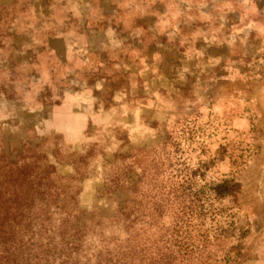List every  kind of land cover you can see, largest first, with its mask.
<instances>
[{"label":"rangeland","instance_id":"1","mask_svg":"<svg viewBox=\"0 0 264 264\" xmlns=\"http://www.w3.org/2000/svg\"><path fill=\"white\" fill-rule=\"evenodd\" d=\"M1 176L87 258L264 264V0H0Z\"/></svg>","mask_w":264,"mask_h":264},{"label":"trees","instance_id":"2","mask_svg":"<svg viewBox=\"0 0 264 264\" xmlns=\"http://www.w3.org/2000/svg\"><path fill=\"white\" fill-rule=\"evenodd\" d=\"M19 173L25 176L26 171L21 169ZM35 177L38 176L29 181L30 185H13L14 190L10 192L5 190L6 180L1 176L0 264H105L99 256L87 258L86 229L77 227L76 213L71 220L73 212L62 213L69 224L61 222L47 227L51 219L44 213L46 206L58 201H67L73 206L75 196L55 187L49 194H43V179L35 182Z\"/></svg>","mask_w":264,"mask_h":264}]
</instances>
